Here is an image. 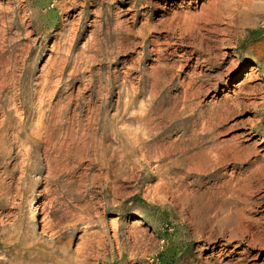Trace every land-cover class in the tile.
<instances>
[{
    "label": "rangeland",
    "instance_id": "1",
    "mask_svg": "<svg viewBox=\"0 0 264 264\" xmlns=\"http://www.w3.org/2000/svg\"><path fill=\"white\" fill-rule=\"evenodd\" d=\"M0 264H264V0H0Z\"/></svg>",
    "mask_w": 264,
    "mask_h": 264
},
{
    "label": "bare ground",
    "instance_id": "2",
    "mask_svg": "<svg viewBox=\"0 0 264 264\" xmlns=\"http://www.w3.org/2000/svg\"><path fill=\"white\" fill-rule=\"evenodd\" d=\"M41 119V118H40ZM3 124V123H2ZM2 126V125H1ZM36 218V211L34 212V216H33V219ZM133 225H137L136 223H133Z\"/></svg>",
    "mask_w": 264,
    "mask_h": 264
}]
</instances>
